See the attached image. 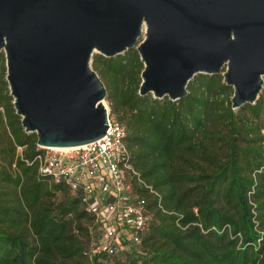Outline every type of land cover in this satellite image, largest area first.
I'll use <instances>...</instances> for the list:
<instances>
[{
	"label": "trees",
	"instance_id": "trees-1",
	"mask_svg": "<svg viewBox=\"0 0 264 264\" xmlns=\"http://www.w3.org/2000/svg\"><path fill=\"white\" fill-rule=\"evenodd\" d=\"M1 62L0 264H264L263 91L233 110L221 76L197 74L182 99H153L138 95L135 50L92 55L129 162L158 195L134 187L146 201L147 230L107 256L92 252L100 233L79 199L25 164L35 137L14 114Z\"/></svg>",
	"mask_w": 264,
	"mask_h": 264
},
{
	"label": "water",
	"instance_id": "water-1",
	"mask_svg": "<svg viewBox=\"0 0 264 264\" xmlns=\"http://www.w3.org/2000/svg\"><path fill=\"white\" fill-rule=\"evenodd\" d=\"M128 50L142 64L139 96L180 100L193 76L220 75L231 109L253 104L264 92V0H0L8 96L39 148L104 135L91 57Z\"/></svg>",
	"mask_w": 264,
	"mask_h": 264
},
{
	"label": "built area",
	"instance_id": "built-area-1",
	"mask_svg": "<svg viewBox=\"0 0 264 264\" xmlns=\"http://www.w3.org/2000/svg\"><path fill=\"white\" fill-rule=\"evenodd\" d=\"M3 114L0 107L2 119ZM106 126L101 138L80 147L57 151L35 145L36 153L24 162L34 165L37 178L60 183L79 199L81 207L102 232V239L94 242L92 252L111 256L120 248L122 231H129V245H137L150 222L146 201L134 187L146 190L151 196L158 198V195L132 168L124 143L125 129L107 111ZM21 151V147H15L19 159ZM129 245L124 248L128 249Z\"/></svg>",
	"mask_w": 264,
	"mask_h": 264
},
{
	"label": "rangeland",
	"instance_id": "rangeland-1",
	"mask_svg": "<svg viewBox=\"0 0 264 264\" xmlns=\"http://www.w3.org/2000/svg\"><path fill=\"white\" fill-rule=\"evenodd\" d=\"M141 40V37L138 39V41H140ZM93 54H96V53H93ZM92 54V55H93ZM3 60V62H4V56H3V52H0V64L2 63L1 61ZM5 67V66H4ZM91 68V67H90ZM5 69V68H4ZM4 76H5V70H4ZM4 76L3 77H1V79L2 80H4ZM100 81H101V79H99ZM4 82H5V80H4ZM102 82V81H101ZM0 87H2L1 85H0ZM6 87V89H7V85L5 86ZM3 88H4V86H3ZM7 93H8V90H7ZM102 104L104 105V107H105V109H106V111L108 112V107H107V105H106V103H105V101H102ZM109 113V112H108ZM97 229H98V231H99V233L101 234V236H99L98 238L99 239H102V232L100 231V228L99 227H97ZM121 234V236H120V238L121 239H124V240H127V244H125V245H129L130 244V242L128 241V237L130 236V233H129V231H122V233H120ZM121 241H120V247H121ZM129 246H131V245H129Z\"/></svg>",
	"mask_w": 264,
	"mask_h": 264
},
{
	"label": "bare ground",
	"instance_id": "bare-ground-1",
	"mask_svg": "<svg viewBox=\"0 0 264 264\" xmlns=\"http://www.w3.org/2000/svg\"><path fill=\"white\" fill-rule=\"evenodd\" d=\"M64 149H57V151H63Z\"/></svg>",
	"mask_w": 264,
	"mask_h": 264
}]
</instances>
